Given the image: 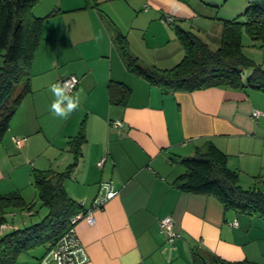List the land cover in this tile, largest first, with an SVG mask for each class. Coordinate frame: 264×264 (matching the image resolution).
<instances>
[{
	"label": "crops",
	"instance_id": "1",
	"mask_svg": "<svg viewBox=\"0 0 264 264\" xmlns=\"http://www.w3.org/2000/svg\"><path fill=\"white\" fill-rule=\"evenodd\" d=\"M216 6L205 0H40L33 8L44 18L42 39L31 65V94L0 143V183L19 187L33 181V170L64 172L75 161L69 142L84 129L67 194L87 212L103 181L119 192L93 210L95 225L85 219L75 225L85 264H206L203 258L211 257L264 264V219L225 211L215 197L175 185L185 172L179 158L212 143L229 157L242 188L264 189V94L218 87L164 95L127 71L116 43L120 33L142 65L172 69L184 57L175 26L192 23L206 40L220 43L224 20ZM71 75L79 84L68 96H79V107L63 119L51 110L50 87ZM113 82L130 89L125 106L110 105ZM254 111L263 115L254 118ZM41 209L30 217L43 218L47 210ZM166 216L180 235L174 246L161 233ZM5 218L2 212L1 233L19 228L15 217L9 225ZM38 251L16 264H43Z\"/></svg>",
	"mask_w": 264,
	"mask_h": 264
},
{
	"label": "trees",
	"instance_id": "2",
	"mask_svg": "<svg viewBox=\"0 0 264 264\" xmlns=\"http://www.w3.org/2000/svg\"><path fill=\"white\" fill-rule=\"evenodd\" d=\"M39 1L0 0V143L19 106L31 94V65L44 24V18H37L32 12ZM246 3L241 16L223 21V33L216 50L192 31L175 26L184 57L172 69L142 65L130 52L125 36L118 33L116 43L127 71L159 88L164 95L218 87L250 89L264 94V69L243 54L242 44L243 33H246L264 48V0H246ZM130 94L124 84L113 82L108 86L112 106H125ZM84 142V129H81L69 142L75 161L64 172L33 170L37 197L47 214L36 224L0 237V264H16L21 255L41 247H48L49 252L72 228V218L86 212L69 197L64 186L77 167ZM228 161L224 152L208 143L205 151L198 150L194 156L179 158L185 172L175 185L183 192L215 197L225 211L264 219V189H243L238 173L228 167ZM23 206L26 203L17 193L0 195L2 211ZM32 207L33 204L27 205L29 211ZM0 224H3L2 219ZM203 261L206 264H255L231 263L217 257L203 258Z\"/></svg>",
	"mask_w": 264,
	"mask_h": 264
},
{
	"label": "rangeland",
	"instance_id": "3",
	"mask_svg": "<svg viewBox=\"0 0 264 264\" xmlns=\"http://www.w3.org/2000/svg\"><path fill=\"white\" fill-rule=\"evenodd\" d=\"M208 3H211L213 5H217L215 8H212L217 12L218 18L222 20H232L234 18H237L241 16L247 7L246 0H205ZM195 25H198L195 23ZM183 29L190 30L193 33H195L199 38L206 41L207 44L210 46L211 49L216 50L219 47V44H217L215 41L206 40V37L203 33L200 32L199 29L196 28L192 23H188L187 25L183 26ZM242 44H243V54L254 61L257 65L261 66L264 69V48L260 47V43L252 41L250 37L243 33L242 38ZM16 175V174H15ZM12 180H5L0 183V194H8V193H18L23 201L26 203V206L23 207H8L3 209V211L0 209V217L2 215V212L6 213V221L7 225L13 221V217H15V220L20 224L19 228L17 230H22L26 227H29L33 225L34 223H37L41 220V218H35L30 217V212L27 209V205L33 204V207L31 210L34 211V213H40L42 210L40 201L37 197L35 187L33 184V181L29 182V180H24L22 184L19 185V187H16L13 185ZM247 189V188H243ZM22 194V195H21ZM41 215H44L42 213ZM30 219H33L32 221ZM11 232V230H5L2 233L0 232V236L5 235L7 233ZM41 253V256L43 259L48 255V251L46 247L38 248L34 251H37Z\"/></svg>",
	"mask_w": 264,
	"mask_h": 264
},
{
	"label": "built area",
	"instance_id": "4",
	"mask_svg": "<svg viewBox=\"0 0 264 264\" xmlns=\"http://www.w3.org/2000/svg\"><path fill=\"white\" fill-rule=\"evenodd\" d=\"M167 22H171L170 19L166 20ZM65 81L69 82V87L67 89V95L73 94L76 90L79 79L74 76H68L67 78L61 81V86ZM263 114L260 112L254 111L253 117L259 118ZM116 127H120L121 123L118 122L115 124ZM105 159L101 160L98 163V166L102 168ZM118 191L114 188L113 184L108 181H103L100 184L99 192L92 204V207L85 213H79L75 215L72 220V228L69 230L64 237H62L48 252V255L44 258L43 264H50L53 262L54 264H85L88 261V255L86 249L80 243L76 231L75 225L82 219H85L89 225H95V219L93 217V210L102 208L105 206L107 202L112 200L118 195ZM232 226H236V222L231 224ZM6 225L0 224V230L4 229ZM160 229L161 233L166 239V242L174 246L177 238L180 237L179 233L175 230V221L172 217L166 216L160 221Z\"/></svg>",
	"mask_w": 264,
	"mask_h": 264
},
{
	"label": "clouds",
	"instance_id": "5",
	"mask_svg": "<svg viewBox=\"0 0 264 264\" xmlns=\"http://www.w3.org/2000/svg\"><path fill=\"white\" fill-rule=\"evenodd\" d=\"M68 87V81H65L63 86L60 83H56L50 87V91L56 97L51 105V110L56 116L63 119H67L79 107V96L74 97V99L69 97L67 95ZM66 100L67 103L65 104Z\"/></svg>",
	"mask_w": 264,
	"mask_h": 264
}]
</instances>
